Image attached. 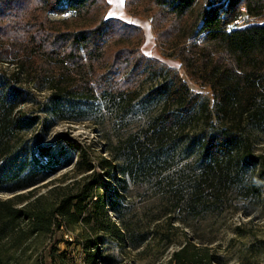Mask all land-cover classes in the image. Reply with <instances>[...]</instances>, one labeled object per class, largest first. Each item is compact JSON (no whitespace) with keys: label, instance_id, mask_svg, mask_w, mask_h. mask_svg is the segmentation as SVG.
Instances as JSON below:
<instances>
[{"label":"trees","instance_id":"obj_1","mask_svg":"<svg viewBox=\"0 0 264 264\" xmlns=\"http://www.w3.org/2000/svg\"><path fill=\"white\" fill-rule=\"evenodd\" d=\"M108 10L107 0H0V66L13 69L0 70V194L10 196L0 200V264H17L31 239L60 227L58 220L83 221L86 210L83 198L49 206L27 191L72 165L71 154L82 150L71 143L32 148L20 139L38 124L37 117L17 113L33 100L19 85L23 79L49 91L42 110L58 120L110 112L126 121L144 114L139 132L118 142L121 154L112 161L121 165L102 159L104 170L129 176L134 168L148 179L165 163L192 158L196 181L179 197L189 209L205 205L207 196L219 203L236 189L260 196L252 172L260 167L264 175V162L253 155L251 135L264 134V0L124 1L128 15L150 20L159 55L177 60L195 85L210 88L211 108L178 70L141 52L139 26L107 17ZM80 157L81 170H94L85 153ZM105 186L98 205L116 212L121 186ZM117 238L125 242L124 233ZM98 241H86V263L119 264L101 256ZM52 258L66 264L50 254L43 261ZM170 261L219 264L189 241Z\"/></svg>","mask_w":264,"mask_h":264},{"label":"rangeland","instance_id":"obj_2","mask_svg":"<svg viewBox=\"0 0 264 264\" xmlns=\"http://www.w3.org/2000/svg\"><path fill=\"white\" fill-rule=\"evenodd\" d=\"M124 1L107 0V17L139 26L144 33L141 52L178 70L190 90L200 94L211 108L213 97L210 88L195 85L186 78L177 60L159 55L150 20L128 15ZM51 18L55 16L51 15ZM0 70L9 74L13 69L9 64H3ZM19 85L31 93L33 100L19 106L17 113L38 118V124L21 133L20 139L27 141L32 148H58L65 143L76 145L78 151L82 150L80 155L86 154L94 170H81L79 162L82 157L74 152L70 156L72 165L27 190L32 199L40 198L49 206L68 196L74 201L75 197L83 198L86 210L82 215L83 221L74 224L58 220L60 227H54L46 236L31 239L16 257L17 264L41 261L42 264H55L53 258L43 261L49 254L50 257H62L66 264H87L84 246L87 240L97 238L101 256L111 257L119 264H172V253L186 241L208 249L210 254L219 258V264H264V175L259 174L260 167L252 172L254 189L260 191L259 197L253 198L252 192L245 195L243 190L236 189L228 191L219 203L207 196L205 205L189 209L179 197L180 194L188 195L196 181L197 172L192 158H176L165 163L148 179L134 168L131 175L124 176L121 171L113 173L101 167L102 159L111 165H121L120 161H112V157L121 154L118 142L128 134L139 132L144 124V114L126 121L110 112L95 113L80 122L58 120L42 110L48 90H36L24 79ZM251 140L253 155L264 162V134L252 133ZM105 183L121 186L122 198L116 212L98 205V198L105 195ZM27 191L22 193L28 195ZM9 197L0 194V200ZM118 233H124L125 242H120ZM137 243L138 247H132Z\"/></svg>","mask_w":264,"mask_h":264}]
</instances>
